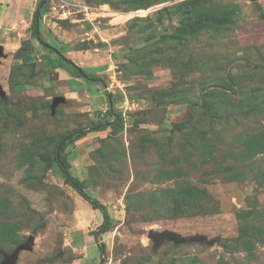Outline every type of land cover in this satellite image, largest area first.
<instances>
[{"label":"rangeland","instance_id":"rangeland-1","mask_svg":"<svg viewBox=\"0 0 264 264\" xmlns=\"http://www.w3.org/2000/svg\"><path fill=\"white\" fill-rule=\"evenodd\" d=\"M26 1L0 5V262L34 235L17 264L100 263L101 247L86 245L103 213L66 183L54 154L67 133L111 119L112 93L123 127L63 151L113 218L98 239L104 264H264V153L245 156L253 137H264V0H47L43 41L68 45L73 58L63 55L78 66H110L100 97L75 93L69 73L49 71L50 49L34 34L40 0ZM22 47L39 48L34 61L24 63ZM84 69L100 78L90 74L98 68ZM58 96L65 101L52 109ZM237 169L244 176L229 180ZM193 187L198 199L178 197ZM151 229L220 241H165L155 252Z\"/></svg>","mask_w":264,"mask_h":264},{"label":"trees","instance_id":"trees-1","mask_svg":"<svg viewBox=\"0 0 264 264\" xmlns=\"http://www.w3.org/2000/svg\"><path fill=\"white\" fill-rule=\"evenodd\" d=\"M41 0L39 1L36 10L40 4ZM141 3V2H139ZM46 7V5H45ZM45 7L42 9L41 11V16H40V33L39 35H37V29H36V10L34 12L33 15V25H34V34L35 37L37 38V40L44 46H46L47 48L50 49V53H56L57 57L53 58L51 57L50 54L46 55L47 56V64L48 66H50L51 70H54L56 68H61L62 66H60L58 64V62H62V63H68L70 66H72L77 74L78 77H85V74H88L84 67L78 66L77 64H75L72 59L66 58L63 54L66 51V48L62 47V46H54L51 45L45 41H43L41 34H42V20H43V16L45 13ZM165 10L168 9V7L164 8ZM213 18H208V22L211 24H214L215 22H221L220 19H217V21H215V17L212 16ZM222 23V22H221ZM220 24V23H218ZM22 51V52H21ZM21 52V57L24 61V63L30 62V61H34L36 58V55H34V53L31 52H23V47L21 49L18 50L17 53ZM89 75V74H88ZM98 83H101L103 85H105V81L101 78L98 77H94V80ZM23 87V86H22ZM108 103H109V108H108V112L109 115H111V119H108L106 121H101L99 123H96L88 128H79V129H75L69 133H67L66 135H64L61 140L59 141L56 150H55V154H54V159L56 164L58 165V167L60 168L61 172L64 175L65 181L67 184H69L73 189H75L79 195L84 198L88 203H90V205L93 207V209L96 210H100L103 213V222L101 223V225L99 226V230L95 232L96 235V240L98 241L99 239V234H103L106 233L110 230V228L112 227V223H113V218L110 214L109 211V207L106 204H103L99 199H97L96 197L92 196L91 194L88 193V191L86 190V186L84 184L83 181H81L80 179H78L77 177H75L71 171H70V166L68 161L66 160L65 156L63 155V151L65 150V148L73 143L74 141H76L77 139H80L84 136H86L87 134L91 133V132H97L100 130H104L108 127L113 128L114 130L116 129H120L123 127L124 125V119L121 113H117L115 111L114 108V100H113V95L112 93H108ZM241 104H244V102L242 101ZM136 125H139V122H135ZM176 126V125H174ZM173 126V129H175V127ZM254 140L252 141L251 145L248 146V153H245V156H249V159L252 157H255L256 155L260 154V153H264V137H253ZM242 172L240 169H237L235 171H233L232 173L229 174V180H238L241 179L244 174L242 175ZM244 173V172H243ZM196 191L197 189L195 187H193L192 189H187V190H183L182 192L180 191L177 195L178 197L182 196V194L188 193L187 198H197L196 196ZM168 192H173L172 190L168 191ZM193 192V193H192ZM177 193V192H174ZM200 194V191H199ZM186 195V194H185ZM5 204L3 205L5 207V210H10L11 209V205L9 202L5 201ZM7 204V205H6ZM1 206H0V212H1ZM1 216V215H0ZM4 225H1L0 227H2ZM243 245H247L248 241L244 240ZM99 246L101 247V257L103 258L104 254H105V245L104 243L100 242ZM3 254V253H2ZM101 261L99 264H104V262Z\"/></svg>","mask_w":264,"mask_h":264},{"label":"water","instance_id":"water-1","mask_svg":"<svg viewBox=\"0 0 264 264\" xmlns=\"http://www.w3.org/2000/svg\"><path fill=\"white\" fill-rule=\"evenodd\" d=\"M47 0H41L37 10H36V29H37V35L40 33V16H41V11L45 7ZM5 49L2 44H0V60L1 57H5ZM85 78L89 79L91 81L94 80V77H91L90 75L85 74ZM0 95L2 98L6 96V93L0 84ZM65 98L62 96H58L54 98L53 104H52V109H55L60 102H64ZM148 237L153 241V250L155 252L158 251V249L161 247V245L165 241H170L173 242L175 245H184V244H192V243H200V244H205L208 246L214 245L216 242L220 241V237H214V238H209L206 234H201L197 233L195 235H182L181 233L170 230V229H165L162 231H156L151 229L148 233ZM35 239L36 237L34 235H30L28 239L24 242L18 245L15 250L11 254H3L4 258L0 262V264H17L19 255L22 251H32L34 248L35 244Z\"/></svg>","mask_w":264,"mask_h":264},{"label":"crops","instance_id":"crops-1","mask_svg":"<svg viewBox=\"0 0 264 264\" xmlns=\"http://www.w3.org/2000/svg\"><path fill=\"white\" fill-rule=\"evenodd\" d=\"M3 0H0V5L2 3ZM31 0H27L26 3L28 2V6H29V3H30ZM34 1V0H33ZM6 16L8 15H11L12 13L9 12V9H6L4 10L3 12ZM17 15L21 16V10H18V12H16ZM11 17V16H10ZM43 26V24H42ZM64 48H66V51L64 52V54H66L68 56V53L71 52L72 50L69 49L68 45H60ZM39 48L35 47L32 52L34 53V55H37V51H38ZM47 51H45V55H48L50 54L51 57L55 58L54 56V53H50V50L46 49ZM65 56V55H64ZM69 58H73V56L69 55L68 56ZM76 62V61H74ZM46 64V63H45ZM58 64L60 66H62L61 68H56L54 69L53 71L54 72H62L61 75L67 77V74L69 73L70 75H68L69 77V82H74L76 86H74L73 89L75 93H78L79 90L82 91V93H85L86 97H100V96H103L104 93L106 92L107 90V86L104 85V88L100 85L96 86L95 87H89V85H85V83L82 81V77H78L74 68L72 66H70L68 63H62V62H58ZM78 65V64H77ZM80 66V65H79ZM50 67V66H49ZM81 67H95L96 69L98 68V71L97 72H94V73H90V74H96L98 75L100 78H102L104 80V78L102 77L103 74H105L106 72H108V70L110 69V66L108 67L107 66V63H100V64H93V65H81ZM49 71H51V68L49 69ZM88 73V72H87ZM88 81H91L89 79H87ZM99 84V83H98ZM71 85V84H70ZM72 86V85H71ZM77 87V88H76ZM68 88H70V86L68 85ZM93 91L95 93V91L98 92L99 96H92L90 94V92ZM84 95V94H83ZM91 244H98V241L95 239L94 236L90 237V240L88 241V244L86 245V250L87 248L90 247Z\"/></svg>","mask_w":264,"mask_h":264},{"label":"built area","instance_id":"built-area-1","mask_svg":"<svg viewBox=\"0 0 264 264\" xmlns=\"http://www.w3.org/2000/svg\"><path fill=\"white\" fill-rule=\"evenodd\" d=\"M80 10L85 14L86 18L89 21L93 20V18H94L93 17L94 12H93V10H91V8L89 6L83 5Z\"/></svg>","mask_w":264,"mask_h":264},{"label":"bare ground","instance_id":"bare-ground-1","mask_svg":"<svg viewBox=\"0 0 264 264\" xmlns=\"http://www.w3.org/2000/svg\"><path fill=\"white\" fill-rule=\"evenodd\" d=\"M83 199V201H84V198H82Z\"/></svg>","mask_w":264,"mask_h":264}]
</instances>
